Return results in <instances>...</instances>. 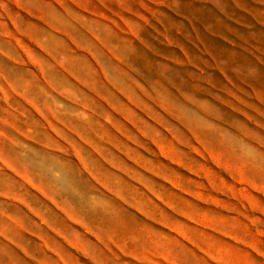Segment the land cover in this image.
I'll list each match as a JSON object with an SVG mask.
<instances>
[{
  "label": "rangeland",
  "instance_id": "obj_1",
  "mask_svg": "<svg viewBox=\"0 0 264 264\" xmlns=\"http://www.w3.org/2000/svg\"><path fill=\"white\" fill-rule=\"evenodd\" d=\"M0 264H264V0H0Z\"/></svg>",
  "mask_w": 264,
  "mask_h": 264
}]
</instances>
